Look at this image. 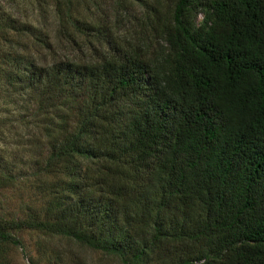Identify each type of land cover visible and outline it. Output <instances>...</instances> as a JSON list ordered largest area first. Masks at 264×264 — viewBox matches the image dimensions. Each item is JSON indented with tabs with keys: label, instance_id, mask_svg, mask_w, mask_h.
<instances>
[{
	"label": "trees",
	"instance_id": "1",
	"mask_svg": "<svg viewBox=\"0 0 264 264\" xmlns=\"http://www.w3.org/2000/svg\"><path fill=\"white\" fill-rule=\"evenodd\" d=\"M84 1L51 0L52 34L0 12L33 126L0 189L38 191L0 211V264L24 229L113 264H264V0Z\"/></svg>",
	"mask_w": 264,
	"mask_h": 264
},
{
	"label": "rangeland",
	"instance_id": "2",
	"mask_svg": "<svg viewBox=\"0 0 264 264\" xmlns=\"http://www.w3.org/2000/svg\"><path fill=\"white\" fill-rule=\"evenodd\" d=\"M84 4L92 7L93 3L86 0ZM1 11L18 20L42 25L50 34L53 33L55 18L51 0H0ZM22 105V100L7 95L0 86V164L10 162L11 158L19 159L21 154L26 153L24 139L33 126L23 124L20 116L26 112ZM37 198L38 191L33 184L20 177L14 185L0 189V211L6 215H22L27 211L28 204L33 205ZM16 234L21 238L22 245L12 248L11 264H31L30 258L37 264H54L47 259L51 249L60 250L64 257L60 264H113L114 261L101 251L37 230L24 229Z\"/></svg>",
	"mask_w": 264,
	"mask_h": 264
}]
</instances>
